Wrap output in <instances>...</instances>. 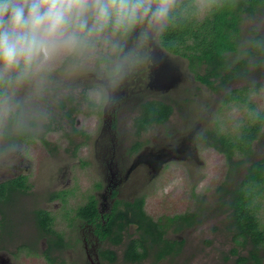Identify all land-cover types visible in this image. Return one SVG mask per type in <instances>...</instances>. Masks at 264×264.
I'll list each match as a JSON object with an SVG mask.
<instances>
[{
	"label": "flooded vegetation",
	"instance_id": "af4514ba",
	"mask_svg": "<svg viewBox=\"0 0 264 264\" xmlns=\"http://www.w3.org/2000/svg\"><path fill=\"white\" fill-rule=\"evenodd\" d=\"M183 1L177 0L176 5ZM205 13L203 8L200 18ZM250 18L256 20L258 28H249L243 40V23ZM250 18H244L240 25L239 44L248 42L251 31L264 36V11L257 10ZM189 44L186 41L174 53L158 37L151 60L137 66L115 88L98 78L110 67L108 53L102 55L98 48V70L79 66L80 58L74 61L70 56V63L76 62L74 68L80 71L73 73L69 85L77 88L61 89L54 97L55 79L49 77V88L33 96L43 98L41 106L32 108L34 117L25 119L20 107L7 112L0 127V151L4 153L0 158V264H167L182 255H194L186 253L185 235L202 223V207L175 214L189 213L186 221L171 222L168 219L175 215L155 218L147 213L145 193L148 185L172 164H184V170L190 172L191 168L203 167L199 153L204 147L217 152L227 164L211 209L222 213L220 231L229 233L233 240L227 224V204L222 206L219 197L225 188L234 189L240 183L245 174L241 161H247L235 154L230 163L223 152L215 149L214 145L220 146L214 136L218 130L206 126L208 116L204 122L184 116L187 107L198 106L194 99L201 89L217 96L219 102L210 109H218L220 103L224 104V95L245 86L243 82L252 81L259 68L247 77L235 79L225 90L215 91L200 81L204 66L191 59ZM235 56L234 52L227 54L231 61ZM158 71L164 83L155 82ZM48 97L51 99L46 100ZM160 104L169 109L167 119L149 124L144 114L146 108L158 107L160 113ZM174 116L179 120L172 123ZM157 128L156 135H149ZM263 128L264 125L253 141L247 166L264 157V148L255 153L257 141L264 137ZM34 143L47 152L46 162L38 164L40 174L46 173L45 178L40 180L42 175L35 174L39 178L35 182L30 175L31 161L20 157L17 149L12 150L21 146L26 149ZM55 143L63 146L59 155L52 152L58 149ZM86 171L93 176L87 185L81 177ZM42 186L44 190L37 192L30 204L22 201L35 187L39 190ZM75 193L77 199H73ZM84 208L88 211L80 213ZM256 208L262 228L264 212L260 218ZM142 213L147 218H142ZM240 241L229 250L235 259L248 257L252 249L249 242L244 243L241 238ZM234 249L237 256L231 253ZM255 252L261 257L262 246L258 245ZM244 264L256 263L246 260Z\"/></svg>",
	"mask_w": 264,
	"mask_h": 264
},
{
	"label": "clouds",
	"instance_id": "9594fccd",
	"mask_svg": "<svg viewBox=\"0 0 264 264\" xmlns=\"http://www.w3.org/2000/svg\"><path fill=\"white\" fill-rule=\"evenodd\" d=\"M177 0H0V110L16 92H36L66 57L102 48L110 67L98 74L115 88L149 61Z\"/></svg>",
	"mask_w": 264,
	"mask_h": 264
},
{
	"label": "trees",
	"instance_id": "16d2710c",
	"mask_svg": "<svg viewBox=\"0 0 264 264\" xmlns=\"http://www.w3.org/2000/svg\"><path fill=\"white\" fill-rule=\"evenodd\" d=\"M206 13L202 18L196 16V6L193 0H184L177 4L170 14L169 23L165 31L159 36L164 47L171 52L178 53L180 45L190 41V57L198 66H204V75H200V81L213 87L215 91L225 90L229 84L239 77H247L264 64V36L255 31L247 38L248 42L237 41L240 37V25L244 18L254 17L255 12L264 11V0H206ZM228 52L235 53L234 60L227 57ZM213 78V80H210ZM218 82L217 85H214ZM259 84H245V86L232 89L224 95L223 103L242 104L249 110L255 105L250 94L256 92ZM163 104L159 108L145 110V117L149 124L160 123L167 119L169 109ZM264 125V113H252L243 125L233 135L217 131L215 149L225 154L227 161L233 163L235 154L245 157L249 162L252 153V144L261 134ZM246 162V163H247ZM244 164L245 174L240 183L234 188H225L219 200L224 206L227 204L229 211L227 224L233 235V241L241 244L249 242L252 249L248 257L237 256L234 249L231 253L236 257V264H244L246 260H252L256 264L264 261V226L258 222L257 200L264 199V157L257 161ZM232 168L229 173H231ZM88 211V208L80 209V213ZM141 217L147 218L143 213ZM190 214L175 215L168 221H186ZM150 225L158 226L149 221ZM190 224V223H189ZM263 229V230H262ZM262 246L263 255L257 256L255 249Z\"/></svg>",
	"mask_w": 264,
	"mask_h": 264
},
{
	"label": "rangeland",
	"instance_id": "374dc122",
	"mask_svg": "<svg viewBox=\"0 0 264 264\" xmlns=\"http://www.w3.org/2000/svg\"><path fill=\"white\" fill-rule=\"evenodd\" d=\"M197 17L200 18V13H202L203 8H206V1L195 0ZM249 28H258L255 19H246L243 23V40H246ZM264 29V28H263ZM264 31V30H263ZM101 49V54L104 55L106 52ZM99 49L95 54L80 58L81 63L79 66H90L92 69L98 70L100 65L96 63V59L99 56ZM69 57L64 58L59 61L48 78H54L55 82L52 87L57 89L55 91L54 97L58 96V91L61 89L77 88V85L70 84L73 77V73L80 71V69L74 68L76 62L70 63ZM74 61L77 58L73 57ZM103 67V66H101ZM258 76L252 78V81H245L243 85L253 83L259 84L258 91L252 94V102L255 107L253 110H249L242 104L224 103L217 106L218 109L211 110V106L218 101L217 96L208 93L207 90L201 89L198 91L196 98L194 99L196 109L193 107H187L184 117L190 119L193 117L199 119V122L206 121L208 128H216L219 132L224 134L233 135L238 130V127L243 125V123L250 118L252 113H264V64L258 69ZM61 82L62 80H64ZM47 83L45 87L41 90L44 91L48 89ZM36 91L32 89L30 85H24L21 87L15 95L14 107L22 108L25 113V119L31 118V111L33 107L41 106V100L43 98H35ZM50 100L48 97L46 100ZM40 101V102H39ZM48 104V102H47ZM50 104V103H49ZM203 104H207L203 107ZM202 107V108H201ZM11 109V110H12ZM194 112H188L190 110ZM11 110L4 111L0 110V127L5 120L7 112ZM34 117V115H32ZM178 118L174 116L172 118V123L178 122ZM205 127V126H204ZM206 127V128H207ZM157 129H153L149 132V135H156ZM264 136V128L263 135ZM56 144V143H55ZM21 146L16 152L22 154L20 157L27 158L31 161L30 175L31 180L35 182L39 181V178L35 174H40L39 165L46 161V151L43 150L41 145L38 143L30 144L26 149ZM58 148L55 154L59 155V149L63 150V146L58 143L56 144ZM264 148V137L257 141L255 153L258 154L262 152ZM50 152V151H48ZM0 151V158L2 157ZM14 154V153H13ZM200 158L204 162L203 167H198L197 169L191 168L192 172L184 170L187 166L184 164L175 163L170 165L158 180H156L152 185H148L146 190V209L147 213L155 218L172 216L175 214H182L189 212L191 209L196 207H202V223L192 232H187L185 238L187 239L186 253H193L194 255H182L175 261L167 264H235V257L229 254V250L236 247L234 241L232 240L229 233L221 232V227L219 224L222 221V213H216L212 208V202L215 198V189L217 185L224 179V173L226 170V162L221 158L217 152L204 147L200 149ZM58 158V156H56ZM1 168V167H0ZM49 168V167H48ZM84 175L81 177L86 181V185L92 182L93 176L90 171L83 172ZM40 180L45 178L46 173L41 172ZM81 180V179H80ZM39 186V185H38ZM44 186V185H43ZM43 186L41 189L34 191L30 196L25 197L22 201L25 203H31L36 193L44 190ZM40 187V186H39ZM76 194V193H75ZM73 199H77V194L73 196ZM258 211L259 217L261 218L264 212V199L258 201ZM249 247H247L248 249ZM246 249V250H247ZM245 252V250H241Z\"/></svg>",
	"mask_w": 264,
	"mask_h": 264
},
{
	"label": "water",
	"instance_id": "95a60500",
	"mask_svg": "<svg viewBox=\"0 0 264 264\" xmlns=\"http://www.w3.org/2000/svg\"><path fill=\"white\" fill-rule=\"evenodd\" d=\"M156 54L158 55V52H156ZM155 82H156L157 84L164 83V80H163V78L161 77V72H160V71H158V72L156 73V76H155Z\"/></svg>",
	"mask_w": 264,
	"mask_h": 264
}]
</instances>
